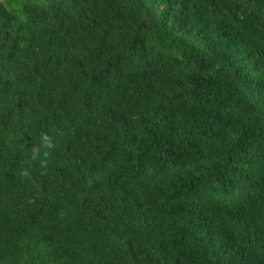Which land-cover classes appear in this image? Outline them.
<instances>
[{"label":"trees","instance_id":"obj_1","mask_svg":"<svg viewBox=\"0 0 264 264\" xmlns=\"http://www.w3.org/2000/svg\"><path fill=\"white\" fill-rule=\"evenodd\" d=\"M0 264H264V0H0Z\"/></svg>","mask_w":264,"mask_h":264}]
</instances>
